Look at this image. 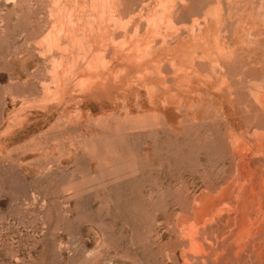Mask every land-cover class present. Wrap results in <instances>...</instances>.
Returning a JSON list of instances; mask_svg holds the SVG:
<instances>
[{
  "label": "rangeland",
  "instance_id": "obj_1",
  "mask_svg": "<svg viewBox=\"0 0 264 264\" xmlns=\"http://www.w3.org/2000/svg\"><path fill=\"white\" fill-rule=\"evenodd\" d=\"M215 3L122 35L0 0V264H264V33L231 60Z\"/></svg>",
  "mask_w": 264,
  "mask_h": 264
},
{
  "label": "crops",
  "instance_id": "obj_2",
  "mask_svg": "<svg viewBox=\"0 0 264 264\" xmlns=\"http://www.w3.org/2000/svg\"><path fill=\"white\" fill-rule=\"evenodd\" d=\"M90 1L91 2L94 1L92 2L93 4ZM54 2H56L58 6L57 10L58 9L65 10L64 13H58L57 16L68 17L69 15V17L73 18L74 21L76 20L75 23L77 24V26L81 25L79 27H83L82 29L76 31L83 33L85 32L88 34L90 33L118 34L119 33L123 35V34H135V33L144 34L146 32H149L151 30L148 28L147 19L151 17V13L153 9L159 8L160 3L164 5L163 7L165 9H169V14L167 15V19H171L173 24H175V26L177 27L176 30L177 32H188L189 29L187 27H191L194 24V21L199 20L200 17L198 12L199 0H120V5L118 4L119 0H111V1L110 0H96V1L95 0H54ZM95 5L96 7H94ZM102 5L105 7L103 8ZM83 7H84V11H82ZM107 11L109 12L110 15L107 13ZM87 12H90L92 15L90 13H89L90 15L87 14ZM111 12L113 13L112 15H114L115 18L112 17ZM79 15L80 16L82 15L81 21ZM88 15L91 18L87 17ZM121 15L123 16V18ZM109 16H111L110 18H112L111 21H109ZM86 17L90 20L88 21ZM93 19H95V22ZM122 20L124 22H122ZM119 21L120 23H118ZM128 21L129 23L127 25ZM97 22H99L100 24H98ZM116 22L120 25H118ZM121 23H126V24L125 26L124 24H122L124 27H120L122 26ZM102 24L104 25L106 24V25L104 26ZM111 24H112V28L110 27ZM85 25H87V27ZM117 26L120 28H118ZM84 28L86 29L84 30ZM160 31L162 32L164 31V29L161 28ZM125 39L128 42L132 41L130 40L131 38L128 39V37H126Z\"/></svg>",
  "mask_w": 264,
  "mask_h": 264
},
{
  "label": "bare ground",
  "instance_id": "obj_3",
  "mask_svg": "<svg viewBox=\"0 0 264 264\" xmlns=\"http://www.w3.org/2000/svg\"><path fill=\"white\" fill-rule=\"evenodd\" d=\"M96 1V0H95ZM111 1V0H110ZM222 0H216V3H215V5H214V8H210V9H213L212 11L210 10V12L212 13L211 14V16L213 15L214 16V26H215V30H216V32H217V40H219V38L221 37V32H222V29H223V27H226V25H227V28L226 29H228L229 30V28H228V25L230 24V19H231V17H233L235 20V23H234V21L231 23L232 24V26H229L230 27V29L232 28V30H231V33H232V36H231V38H232V40L234 41V45L232 46V47H229V51H228V53H227V55H228V57L231 59V60H234V58H235V47H237L236 45V41L235 40H237L238 41V46L240 47V49H242V51L243 50H245L246 48H245V45L247 46L248 45V43H249V39H248V36H250V33L252 34V32H249L248 30L249 29H254V30H256V33H255V37H254V39L252 40V41H250V44H252L253 43V45H256L257 43H258V41H259V37H260V35H262V33H264V0H259L260 2H259V4H258V8H257V10H256V14L255 15H252V16H249V15H246L247 13H246V7H247V2H248V0H225L226 1V3L228 4V6L230 7V9H229V11L226 13L225 11H224V7L222 6V4H219V2H221ZM251 1H253V0H251ZM256 2L258 1V0H255ZM254 1V2H255ZM91 2V1H90ZM92 2H94V1H92ZM91 2V3H92ZM122 2V1H121ZM253 2V3H254ZM85 3V2H84ZM90 3V4H91ZM112 3V2H111ZM117 3V2H116ZM93 4V3H92ZM115 4V3H114ZM118 4L120 5V0H119V2H118ZM92 6V5H91ZM103 6V5H102ZM112 6H114V5H112ZM237 6V8L236 9H239V10H236L235 9V12L236 13H234V12H232L231 11V8L232 9H234L233 7H236ZM74 7V6H73ZM94 7H96V5L94 6ZM105 6H103V8H104ZM119 7V6H118ZM239 7V8H238ZM90 8H92V7H90ZM120 8V7H119ZM150 8V7H149ZM177 8V7H176ZM87 9V8H86ZM121 9V8H120ZM88 10H89V8H88ZM157 10V9H156ZM209 10V9H208ZM82 11H84V7H83V10ZM81 11V12H82ZM87 11V10H86ZM100 11V10H99ZM113 11V10H112ZM117 11V10H116ZM251 11V10H250ZM91 12V11H90ZM90 12H87V14H89ZM93 12V11H92ZM105 12V11H104ZM114 12V11H113ZM125 12V11H124ZM159 12V11H158ZM202 12H205L203 9H202ZM208 13H205V14H209L210 12L209 11H207ZM72 13V12H71ZM107 13L109 14V12L107 11ZM117 13V12H116ZM233 13H234V15H233ZM75 14H76V12H75ZM79 14H81V13H79ZM87 14H85V15H87ZM91 14V13H90ZM89 14V15H90ZM113 13L111 12V15H112ZM119 14H121V13H119ZM119 14H118V17H119ZM204 14V13H203ZM55 15H57V14H55ZM89 15L87 16V17H89ZM92 15V14H91ZM98 15V14H97ZM105 15H107V14H105ZM110 15V14H109ZM53 16V15H52ZM77 16V15H76ZM80 16V15H79ZM94 16H95V14H94ZM122 16V15H121ZM202 16H205V15H202ZM210 16V14L209 15H207V18H213V16L211 17ZM68 17H69V15H68ZM85 17V16H84ZM86 17V18H87ZM111 16H109V21H111L112 20V18H110ZM112 17H114V15H112ZM81 18H82V15L80 16V21H81ZM89 18H91V17H89ZM95 18V17H94ZM115 18V17H114ZM122 18H123V16H122ZM200 18H201V16H200ZM206 17H203V18H201V20H205V21H207L206 19H205ZM209 18V19H210ZM69 19V18H68ZM88 19V18H87ZM102 19V18H101ZM121 19V18H120ZM120 19H117V20H120ZM156 19V18H155ZM70 20V19H69ZM90 19H88V21H89ZM94 20V22H95V19H93ZM115 20V19H114ZM113 20V21H114ZM171 20V19H170ZM68 20H66V22H67ZM71 21L74 23V22H76V20L75 21H73L72 20V18H71ZM205 21H203L204 22V24H205ZM69 22V21H68ZM86 22V21H85ZM100 22V21H99ZM99 22H97L98 24H100ZM122 22H124L123 20H122ZM158 22H159V20H158ZM202 22V21H201ZM70 23V22H69ZM83 23V22H82ZM90 23V22H89ZM102 23V22H101ZM112 23V22H111ZM117 23V22H116ZM118 23H120V21L118 22ZM117 23V24H118ZM128 23H129V21L127 22V25H128ZM133 23V22H132ZM154 23V22H153ZM152 23V24H153ZM166 23V22H165ZM170 23H172L171 21H170ZM199 23V22H198ZM229 23V24H228ZM233 23H234V25H233ZM55 24V23H54ZM63 24H64V22H63ZM75 24V23H74ZM122 24H124V26H125V24L126 23H121V25ZM200 24V23H199ZM61 25V24H60ZM69 25H71L72 26V24L70 23V24H68L67 23V26H69ZM102 25H104V24H102ZM106 25V24H105ZM104 25V26H105ZM118 25H120V24H118ZM154 25V24H153ZM168 25H169V27H171L172 25H170L169 23H168ZM205 25H207V24H205ZM70 26V27H71ZM74 26V25H73ZM73 26H72V28H73ZM78 26H81V25H78ZM83 26H84V24H83ZM86 27H87V25H85ZM123 25L122 26H120V27H124ZM195 26H197V25H195ZM201 26V25H200ZM200 26H197L198 28L200 27ZM62 27V26H61ZM94 27V26H93ZM111 28H112V24H111V26H110ZM118 27V26H117ZM120 27H118V28H120ZM168 27V28H169ZM59 28V27H58ZM83 28V27H82ZM203 28V27H202ZM69 29V28H68ZM71 29V28H70ZM86 28H84V30H85ZM88 29V28H87ZM89 29H90V27H89ZM58 30V29H57ZM60 30V29H59ZM58 30V31H59ZM71 31V30H70ZM89 31V30H88ZM189 31V30H188ZM224 31V30H223ZM72 32V31H71ZM92 32H93V30H92ZM95 32V31H94ZM199 32H200V30H199ZM227 32V31H226ZM254 32V31H253ZM189 33V32H188ZM58 34V33H57ZM119 34V33H118ZM200 34V33H199ZM58 36V35H57ZM56 36V37H57ZM82 36V35H81ZM224 35H222V37H223ZM254 36V35H253ZM263 36V35H262ZM55 37V36H54ZM115 37H116V35H115ZM84 38V37H83ZM250 38H251V36H250ZM264 38V37H263ZM82 39V38H81ZM87 39H88V37H87ZM249 41H248V40ZM261 39V38H260ZM51 40H53V39H51ZM108 40V39H107ZM216 40V41H217ZM83 41V40H82ZM110 41V40H109ZM115 41V40H114ZM225 41V40H224ZM248 41V42H247ZM86 42V41H85ZM247 43V44H246ZM236 44V45H235ZM250 44L248 45V46H250ZM91 45V44H90ZM218 45V44H217ZM227 49V48H226ZM104 51V50H103ZM241 51V52H242ZM244 52V51H243ZM224 53H225V51H224ZM223 53V54H224ZM86 54V53H85ZM237 54V53H236ZM84 55V54H83ZM222 55V54H221ZM225 55V54H224ZM243 56V55H242ZM237 57V56H236ZM238 58V57H237ZM254 58V57H253ZM82 61H84V59L82 60ZM220 61V60H219ZM59 62V61H58ZM97 62V61H96ZM81 63V62H80ZM86 64V63H85ZM101 64H102V61H101ZM81 65V64H80ZM195 65V64H194ZM212 65V64H211ZM214 65V64H213ZM222 67V66H221ZM125 70V69H124ZM118 74V73H117ZM198 74V73H197ZM86 77V76H85ZM197 77V76H196ZM185 79H187V78H185ZM77 80V79H76ZM75 81V80H74ZM66 86V85H65ZM58 87V86H57ZM76 92V91H75ZM264 97V96H263ZM71 99V98H70ZM80 99V98H79ZM67 99H65V101H66ZM68 101H70V100H68ZM72 102V101H71ZM258 133V132H257ZM256 133V134H257ZM258 136V135H257ZM259 137H260V135H259ZM261 138V137H260ZM233 139H235V138H233ZM242 142L243 141H241V144H242ZM235 144H236V141H235ZM234 144V145H235ZM237 144H239V142L237 143ZM236 144V145H237ZM238 146V145H237ZM236 146V147H237ZM246 147V146H245ZM245 147H244V150H245ZM235 148H233V150H234ZM239 149V150H238ZM237 150H235V153L234 154H236V155H238L239 156V152H241V146L238 148ZM252 149V148H251ZM248 151L250 150V149H247ZM246 151V150H245ZM252 152V151H251ZM188 153V152H187ZM242 153V152H241ZM245 153V152H244ZM258 154V153H257ZM245 155V154H244ZM252 155V154H251ZM255 155V154H254ZM246 157H247V155H246ZM264 157V156H263ZM238 159V158H237ZM240 160V159H239ZM259 160V159H258ZM252 161V160H251ZM251 161H250V163H251ZM264 161V160H263ZM246 162V161H245ZM238 163V162H237ZM242 163H243V165L245 164L246 165V163H244V161H242ZM242 163H241V165H242ZM247 163H248V161H247ZM219 164V163H218ZM249 164V163H248ZM242 165V167L243 168H245V166H243ZM240 166V165H239ZM239 166H237V167H239ZM241 167V168H242ZM238 169V168H237ZM246 169V168H245ZM248 169H250L249 167H248ZM240 170V169H239ZM244 170V169H243ZM247 170V169H246ZM245 170V171H246ZM252 170V169H251ZM242 171V170H241ZM243 172V171H242ZM248 172H249V170H248ZM252 172H254L253 170H252ZM245 173H247V172H245ZM251 173V172H250ZM237 175V174H236ZM257 175H258V173H257ZM256 175V176H257ZM242 176V175H241ZM247 176V175H246ZM244 177V176H243ZM250 177H251V175H250ZM258 177V176H257ZM247 178V177H246ZM256 178V177H255ZM260 178V177H259ZM248 179V178H247ZM247 179H246V181H247ZM260 179H262V178H260ZM258 181H259V179H257ZM255 181V180H254ZM257 182V181H256ZM260 182V181H259ZM262 182H264V180L262 181L261 180V183ZM237 183H240V182H237ZM261 183H259V185H261ZM253 184V183H252ZM240 185V184H239ZM247 185V184H246ZM264 185V184H263ZM263 185H262V187H263ZM252 186V185H251ZM250 186V187H251ZM239 187V186H238ZM261 187V188H262ZM247 188V187H246ZM264 188V187H263ZM250 189V188H249ZM248 189V190H249ZM252 189L254 190V188H253V186H252ZM247 190V189H246ZM251 190V189H250ZM249 190V191H250ZM251 192H253V191H251ZM247 193V192H246ZM249 193V192H248ZM253 194H254V192H253ZM252 194V195H253ZM247 196H248V194H246ZM250 195V194H249ZM247 196H246V198H247ZM231 198V197H230ZM251 198V197H250ZM249 200V199H248ZM247 202V201H246ZM237 204V203H236ZM244 204V203H243ZM243 206V205H242ZM239 215V214H238Z\"/></svg>",
  "mask_w": 264,
  "mask_h": 264
}]
</instances>
